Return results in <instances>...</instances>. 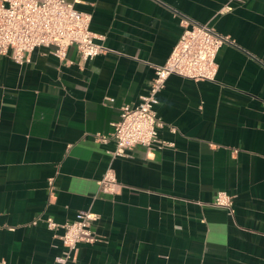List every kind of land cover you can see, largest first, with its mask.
Masks as SVG:
<instances>
[{"label":"crops","instance_id":"1","mask_svg":"<svg viewBox=\"0 0 264 264\" xmlns=\"http://www.w3.org/2000/svg\"><path fill=\"white\" fill-rule=\"evenodd\" d=\"M70 1V0H68ZM226 6L229 9H224ZM107 51L66 60L0 54V262L53 264L64 249L46 218L97 214V240L65 264H264V0H80ZM233 43L212 81L170 75L157 93L160 150L113 157L122 104L146 94L185 27ZM110 168L122 188L98 185ZM52 184H49V181ZM233 196L232 213L211 205ZM36 221V223H33Z\"/></svg>","mask_w":264,"mask_h":264},{"label":"built area","instance_id":"2","mask_svg":"<svg viewBox=\"0 0 264 264\" xmlns=\"http://www.w3.org/2000/svg\"><path fill=\"white\" fill-rule=\"evenodd\" d=\"M78 2L80 0H0V54L9 52L11 59L21 64L38 47H50L52 53L63 61L66 60L69 46H75L82 60H91L106 52V46L101 43L104 36L91 31V15L78 10L75 7ZM224 43L233 41L208 24L185 27L166 61L154 67L147 93L141 95L136 104H122L119 119L111 124L112 132L98 135L96 139L102 143L113 140L114 148L109 151L113 157L128 156L135 146L147 151L171 146V142L158 137L163 123L155 110L157 93L172 74L196 81H212L217 71L216 54ZM49 184H52L51 180ZM98 185L105 193H116L122 188L110 168ZM211 205L231 214L233 196L218 191ZM97 219V214L87 210L78 211L72 221L63 224L51 217L46 218L49 229L63 228L62 233L55 236L64 249L55 257L53 264H65L76 251L78 243L97 240L91 229V224Z\"/></svg>","mask_w":264,"mask_h":264}]
</instances>
